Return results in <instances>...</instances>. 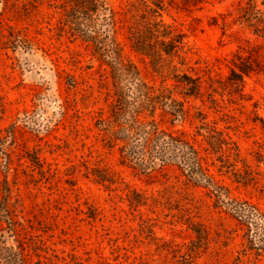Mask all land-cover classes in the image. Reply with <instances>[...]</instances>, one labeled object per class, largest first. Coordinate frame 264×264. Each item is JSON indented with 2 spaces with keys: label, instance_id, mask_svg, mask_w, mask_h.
<instances>
[{
  "label": "rangeland",
  "instance_id": "obj_1",
  "mask_svg": "<svg viewBox=\"0 0 264 264\" xmlns=\"http://www.w3.org/2000/svg\"><path fill=\"white\" fill-rule=\"evenodd\" d=\"M263 1L165 0L161 18L187 32L185 68L200 77L203 95L185 99L189 117L183 122H171L161 110L154 117L162 127L193 139L232 196L264 210V70L246 75L240 89L227 81L238 47H258L264 66V21L256 13H264ZM111 3L125 57L158 87L160 78L128 39L131 16L139 10L136 0ZM55 4L0 0L3 22L33 43L32 52L12 51L0 37V148L4 144L9 155L8 165H0V199L7 197L21 223L31 262L180 264L195 238L194 222L207 234L193 253L195 263L264 264V250L249 247L244 227L214 207L207 188L187 181L174 166L147 175L120 162L118 146L107 143L96 126L113 100L109 69L60 30ZM243 7L245 17L240 16ZM36 101L40 105L35 110ZM197 112L235 142L237 168L250 174L245 175L248 183L219 169L217 156L197 133ZM29 117L28 125L21 122ZM15 120L10 137L7 127ZM94 168L107 170L113 182H99ZM134 191L144 203L132 199Z\"/></svg>",
  "mask_w": 264,
  "mask_h": 264
},
{
  "label": "trees",
  "instance_id": "obj_2",
  "mask_svg": "<svg viewBox=\"0 0 264 264\" xmlns=\"http://www.w3.org/2000/svg\"><path fill=\"white\" fill-rule=\"evenodd\" d=\"M190 1L201 0H187ZM136 2L139 10L131 16L128 39L132 49L148 59L152 71L160 78L158 87L146 81L136 64L125 57L117 37L111 0H56L55 6L60 10V30L80 41L91 55L109 69L113 100L108 115L98 119L97 128L103 132L107 143L118 146L122 164L147 175L174 166L187 181L207 188L213 196L214 207L220 208L244 227L249 247L264 250V210L248 199L232 196L229 188L209 170L193 139L182 132L162 127L155 119L157 110L167 113L174 123L188 119L185 99L203 95L202 81L185 68L188 62V49L185 48L187 32L161 18L165 0ZM241 12L242 17L248 15L245 7L241 8ZM256 13L260 14L258 21L263 22V11L257 9ZM246 20L250 21V18ZM249 25L252 24L249 22ZM0 37L12 51L33 50V43L3 22L1 14ZM261 70H264V66L259 59L258 47H238L230 60L227 81L235 89H240L246 75ZM168 80L172 82L171 85H168ZM67 83L72 85L70 81ZM209 95L211 101H216ZM39 105V101H36L35 110ZM194 116L199 120L197 133L217 156L219 169L231 172L237 182L248 183L245 175L250 174H243L237 168L240 158L235 142L215 124L206 121L205 113L197 112ZM30 118L21 122L28 125ZM17 121L7 127L10 137ZM260 122L264 130V118H260ZM8 162L9 155L3 144L0 148V165L6 167ZM92 171L99 182H113L112 175L104 168H94ZM132 199L138 204L144 203V197L135 191ZM0 221L1 264H40V259L31 262L20 234L21 223L15 218L6 196L0 199ZM190 227L195 238L191 240L190 252L180 264H200L194 262L193 253L206 242L207 234L202 226L190 222Z\"/></svg>",
  "mask_w": 264,
  "mask_h": 264
}]
</instances>
